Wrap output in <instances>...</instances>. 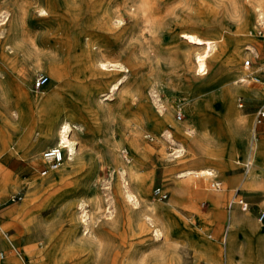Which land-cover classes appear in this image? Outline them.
I'll return each instance as SVG.
<instances>
[{
	"label": "rangeland",
	"instance_id": "rangeland-1",
	"mask_svg": "<svg viewBox=\"0 0 264 264\" xmlns=\"http://www.w3.org/2000/svg\"><path fill=\"white\" fill-rule=\"evenodd\" d=\"M254 1L0 0V227L21 254L29 243L43 253L53 250L37 227L49 222L56 225L53 245L75 236L71 264H171V257L177 264H222L198 254L199 239L210 242L212 254L223 250L228 215L242 212L257 228L237 232L240 264H264V217L258 221L264 213V119L255 125L257 111L264 110V39L249 36ZM94 13L119 14L122 21L93 34L100 53L91 57L82 36L93 30ZM183 32L216 41L207 74L194 75L193 55L201 48L185 42ZM94 57L128 71L91 75ZM39 75L48 81L36 89ZM228 87L235 91L237 117L224 102ZM27 94L38 98L40 121L34 105L25 106ZM158 102L170 122L159 123ZM44 117L72 122L76 154L41 175V153L55 143V120ZM252 129L257 146L248 166ZM132 165L144 190L136 206L123 197L127 178L119 174ZM201 169L222 182L220 191L209 189V174ZM247 176L252 179L244 187ZM156 188L166 198L156 196ZM216 194L214 205L209 196ZM234 196L247 203L246 211L227 207ZM81 207L94 241L82 236ZM10 252L0 241V264Z\"/></svg>",
	"mask_w": 264,
	"mask_h": 264
},
{
	"label": "bare ground",
	"instance_id": "bare-ground-1",
	"mask_svg": "<svg viewBox=\"0 0 264 264\" xmlns=\"http://www.w3.org/2000/svg\"><path fill=\"white\" fill-rule=\"evenodd\" d=\"M251 7L254 11L257 12V15L264 16V0H255L254 3L251 4ZM38 11L41 15L47 14V12L44 9H39ZM121 21L122 20H121L119 14H117L115 17H112L109 14L94 13L93 14V22L91 25L93 30L89 31L88 33L83 34V36H82L86 39L85 44H84V45H86V51L88 53H90V55L91 54L92 55L99 54L100 53V47L98 46V43H96L94 41L93 34L97 35L99 33L105 32L106 30L119 28ZM180 37L183 38L185 40V42H187L191 45H194L198 48H201V51H197L193 55L192 64H193V68H194V75L195 76H203V75L207 74V71H206L207 59L211 55V53L214 51V49L216 47V41L201 38L195 34L185 33V32L181 33ZM260 46L264 49V41L260 44ZM72 48L74 49V48H76V46H74ZM92 55H91V57H92ZM91 64H92V65H90L91 75H105L108 72H112V71H119V72L128 71V69L125 67L126 65L124 66L118 62L103 61V60H100L96 57L91 59ZM60 78H61V76L58 75L57 79H60ZM257 80L259 81L258 78H257ZM121 82H122L121 79H119L116 83L110 85L108 88L109 91L112 93L113 91L119 90V86L121 85ZM234 94H235V91L232 90L230 87L223 89L224 102L226 104V107L228 108V114L231 117H237V112L233 108V104H232ZM24 100H26L25 106L30 105V104L34 105L35 117L37 118L38 121H40V119L38 117V113L41 111V109L38 108V102H37L38 98L36 96H31L30 94H27L24 97ZM157 111L161 114L160 117L157 116L159 123L164 124L165 122H170L169 112L166 113L164 111V106H162V104L160 102L157 103ZM55 118L57 119V117H53L50 119L48 117H44V119L41 121L51 123V122H54V120H55V122H54L55 128L53 129V131H51L55 134L54 146H60L63 148V153H64L63 160L71 161L76 154V143L70 137V134L72 132V124H71L72 122L70 123L65 117H61V119L59 121H56ZM239 119H240V117H239ZM239 125H240L239 129L242 130V128L245 125V121H241L239 123ZM176 128L178 131L182 130L181 127H176ZM240 130L236 134L237 138H239L241 136ZM229 133L232 135L231 141L233 142L235 134L232 131H230ZM255 134H256L255 129H252V132L250 134L251 143H250V147H248L249 150L247 151V154L245 155V161H244L245 164H247L248 166L253 165L252 153L254 151V147H255L256 142H257V140L254 141L255 140ZM249 142H250V140H249ZM133 143H135V142H133ZM181 151H182L181 149L177 150L178 153H181ZM134 169H135L134 165L128 166L126 169H124L123 172H121L119 174H121L122 179L124 177L127 178V182H125L124 180L122 181V182H124L123 187L121 188V193H122L123 197L128 202H130V204H132L133 206H136L139 204V198L137 195H141V192L144 193V190H143V183H142V181L139 180V177L137 176V173ZM200 172L203 174L212 175V173L206 169H201ZM181 175H182V173H181ZM247 177H244L242 179V182H241L242 186H244V187L248 186V184L251 182L249 180L252 176H247ZM243 180H244V182H243ZM122 182H121V184H122ZM231 183L234 184V182H231ZM236 189H234V190H236ZM0 195H1V193H0ZM219 196H220L219 194L210 195L209 199L214 205H216L219 203ZM80 206H81V204H80ZM168 207H170V205L166 206V208H168ZM152 208L154 211H156L155 206H153ZM80 210H81V215L79 217V222L82 224V227H83L82 236H84V237L86 236L87 239L89 238L91 241H94V236H92L90 218L86 214L87 212L85 211L84 208L81 207ZM14 211H15V209L13 208V209L9 210L8 212H6V214L10 215ZM106 211L108 212L109 210H106ZM228 216L229 217L227 218V228L225 231L223 250L218 251L215 254H212V251L210 250V247H209L210 242L206 241V239L205 240L199 239L200 245L196 251L198 252V254H200L202 256V258L205 261H216L218 263L222 262V264H240L241 263L240 262L241 259H240V255H239L240 249L237 247V245L235 243L236 242L235 238L237 236V232L242 231L243 229L255 230L257 228V226L255 225V223L252 220H249V216L246 213L241 212L240 214H236V213L232 212ZM37 227H41L44 230V232L46 234L45 237H47L46 244L53 246V250L51 252L49 251L47 253H43L41 250H38L36 248L35 244L29 243L27 245V247L24 248V252L21 254L13 246L11 239L9 240L8 238L5 237L4 231L0 227V231L2 232L0 234V241L4 245L8 246L9 250L11 251L10 252L11 256L5 258L1 264H71V262L74 259V256L71 253L69 245L72 244L71 242L75 238V236L71 235L70 233L66 234L63 237H61L55 245H53L52 243L54 242V240L56 238V234L54 231V229L56 228V225L54 226L53 224H51L49 222H43ZM30 230H31V228L28 229V231H30ZM32 235H34V234H32V233L27 234V238L29 239V241H30V239H32V237H33ZM155 236H158V230L157 229L155 230ZM172 256H174V255H172ZM0 257H1V259H3L2 254L0 255ZM51 257H54L55 261H53L51 259ZM171 264H177V260L175 257H171Z\"/></svg>",
	"mask_w": 264,
	"mask_h": 264
},
{
	"label": "built area",
	"instance_id": "built-area-1",
	"mask_svg": "<svg viewBox=\"0 0 264 264\" xmlns=\"http://www.w3.org/2000/svg\"><path fill=\"white\" fill-rule=\"evenodd\" d=\"M249 36L264 39V16L257 15L255 24L251 30H249ZM251 65L250 59H246L243 61V68L248 69ZM249 77V75H247ZM48 81V78L43 75H39L34 82V87L36 89L41 88L43 85H45ZM252 81L255 83H258V80L256 77H252ZM264 88V85H263ZM242 103H239V106H241ZM264 119V110H258L255 116V125H258L262 122ZM254 125V126H255ZM41 158L45 164V169L41 172V175H45L49 171H54L58 169L63 161L64 153L63 148L60 146H52L49 148H46L41 153ZM209 189L212 191H220L222 189V182L216 178L213 175H206ZM155 195L159 198L163 199L166 198V194L160 190V188H156L154 191ZM236 204L238 205L239 209L241 211H246L248 208L247 203L242 199L234 196L229 202L227 207L229 209L232 208V206ZM264 217V213H261L258 216V221H261Z\"/></svg>",
	"mask_w": 264,
	"mask_h": 264
}]
</instances>
